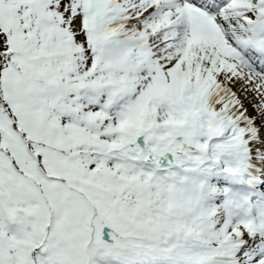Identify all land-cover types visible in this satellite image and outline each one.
I'll return each mask as SVG.
<instances>
[{"label": "snow or ice", "instance_id": "6c2138e0", "mask_svg": "<svg viewBox=\"0 0 264 264\" xmlns=\"http://www.w3.org/2000/svg\"><path fill=\"white\" fill-rule=\"evenodd\" d=\"M0 264H264V0H0Z\"/></svg>", "mask_w": 264, "mask_h": 264}]
</instances>
